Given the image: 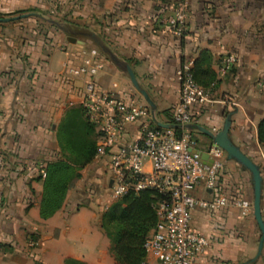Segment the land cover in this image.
Returning a JSON list of instances; mask_svg holds the SVG:
<instances>
[{
    "label": "crops",
    "instance_id": "obj_1",
    "mask_svg": "<svg viewBox=\"0 0 264 264\" xmlns=\"http://www.w3.org/2000/svg\"><path fill=\"white\" fill-rule=\"evenodd\" d=\"M176 1L0 0L1 18L32 9L36 11L28 13L42 16L0 22V264H120L112 227L105 225L106 212L121 200L111 196L109 158L97 152L78 171L80 177L71 183L60 207L45 216L46 176L41 173L66 154L58 132L67 114L83 113L85 78L69 76L67 61L80 65L96 49L92 60L102 64L96 81L107 89L117 84L118 96L147 102L92 40L69 34L52 21L96 32L131 65L157 106V119L166 124V112L179 100L177 69L206 55L204 67L218 78L214 98L228 96L237 106H224L220 113H215L217 105L195 107L201 110L198 124L220 130L226 115L237 110L230 136L261 169L264 216V144L258 139V123L264 117V0H184L188 18L182 36L166 21ZM226 56H235L237 62L223 72ZM139 127V122L129 125L125 139L134 138ZM97 133L95 127L94 138ZM192 133L200 148L212 144L203 132ZM221 193L253 203L250 172L227 155L215 187L201 184L193 191L195 197L207 199ZM191 226L209 240L192 264H264V247L253 260L261 236L253 207L246 216L233 205L216 211L197 208ZM143 264L161 263L146 251Z\"/></svg>",
    "mask_w": 264,
    "mask_h": 264
},
{
    "label": "built area",
    "instance_id": "obj_2",
    "mask_svg": "<svg viewBox=\"0 0 264 264\" xmlns=\"http://www.w3.org/2000/svg\"><path fill=\"white\" fill-rule=\"evenodd\" d=\"M187 18V3L177 0L166 21L175 34L182 36L187 29ZM97 54L93 49L91 57L84 58L82 64L67 61L64 66L69 76L85 78L81 106L88 121L99 131L98 154L109 158L111 196L121 199L130 192H158L161 197L154 205L158 222L144 247L161 264H192L209 246L207 237L191 226L195 209L216 211L233 205L246 216L253 204L224 193L211 199L193 195L201 184L208 189L215 187L226 153L214 143L200 148L192 131L184 126L199 123L201 110L196 111L195 107L217 105L215 113H220L222 107L234 108L237 102L228 96L215 99L212 89L199 85L191 72L194 59H189L176 71L180 93L172 110L173 124L180 126L182 131L177 133L174 127H159L148 103L118 96L115 83L107 89L96 81L102 69L101 63L92 60ZM236 62L235 56L224 57L222 71ZM137 122L140 123L138 134L130 140L125 139L129 125ZM41 175L45 177L46 173L42 171Z\"/></svg>",
    "mask_w": 264,
    "mask_h": 264
},
{
    "label": "trees",
    "instance_id": "obj_3",
    "mask_svg": "<svg viewBox=\"0 0 264 264\" xmlns=\"http://www.w3.org/2000/svg\"><path fill=\"white\" fill-rule=\"evenodd\" d=\"M36 11L24 10L21 13ZM206 55L194 59L191 72L195 81L206 89H214L218 83L216 73L210 67H204ZM84 113V111H83ZM172 110L166 112L168 123L173 124ZM88 121V119H87ZM79 123L66 121L59 129V143L65 156L51 162L46 170L44 180V199L42 214L51 213L62 204L71 183L80 177L79 170L90 163L97 153L98 133L91 141V151L87 155L80 142H76L75 134ZM175 125V124H173ZM94 136L95 126L88 121ZM176 126L177 133L182 131ZM89 133V132H88ZM258 139L264 144V117L258 123ZM76 146V147H75ZM161 195L154 190L139 193L130 192L115 203L105 214L106 227H112L115 245L114 251L120 264H143L146 257L145 242L158 222V214L154 207Z\"/></svg>",
    "mask_w": 264,
    "mask_h": 264
},
{
    "label": "water",
    "instance_id": "obj_4",
    "mask_svg": "<svg viewBox=\"0 0 264 264\" xmlns=\"http://www.w3.org/2000/svg\"><path fill=\"white\" fill-rule=\"evenodd\" d=\"M31 14H35L39 17H42L38 13H26V14L12 16V17H5V18L0 17V22L14 21L21 17L29 16ZM52 22L69 34H72L75 36H78V35L84 36L92 40L117 67H119L121 70H123V72H125L129 76L136 90H138L142 94V96L144 97L148 105L150 106V109L155 119L156 125L159 127L176 128V126L173 124H166L157 119L156 117L157 106L154 103V101L151 99L147 90L138 82L131 65L123 61L122 59H120L118 56H116L96 32L90 29H87V28H76L75 26H72L67 23H61L57 21H52ZM235 113H237V110H233L229 114L226 115L222 128L217 132H213L200 124H188L184 126V128L191 130V131L196 130V131L203 132L206 136H208L211 139L212 143L220 146L225 151L227 158L229 160L236 161L238 164H240L243 170L250 172L251 184L253 188V203H252L253 204V215H254V218L258 224V227L261 233V236L259 239L258 252H257L256 257L253 258L254 260L262 254V250L264 247V216H263V209H262L263 176H262L260 167L248 155H246L239 146H237L234 143V141L232 140L230 136V130L232 126V115H234ZM203 158L206 159L207 156L203 155Z\"/></svg>",
    "mask_w": 264,
    "mask_h": 264
},
{
    "label": "rangeland",
    "instance_id": "obj_5",
    "mask_svg": "<svg viewBox=\"0 0 264 264\" xmlns=\"http://www.w3.org/2000/svg\"><path fill=\"white\" fill-rule=\"evenodd\" d=\"M70 120H72L73 123L78 122L80 124V126L78 125V128L76 130L75 139H76L77 143H78V141L80 142V144L82 146V150L83 151L85 150L86 154L89 155L91 148H92L91 141H93V139H94V137L92 135L93 129L90 126H88L87 118L84 116L83 113H81V110H78L76 112H74V110H72L69 114H67L64 122L70 121ZM89 171L90 172L92 171V169L90 167H88V172ZM106 172L109 174V168L108 167L106 169ZM103 182H104V185L106 187V179L105 180L103 179ZM93 188L96 189V192H99L98 183H94ZM106 202L107 201L105 198L103 205H105Z\"/></svg>",
    "mask_w": 264,
    "mask_h": 264
}]
</instances>
